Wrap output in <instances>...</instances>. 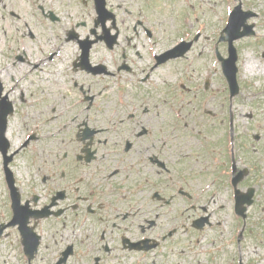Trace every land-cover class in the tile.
Listing matches in <instances>:
<instances>
[{
    "label": "flooded vegetation",
    "instance_id": "flooded-vegetation-1",
    "mask_svg": "<svg viewBox=\"0 0 264 264\" xmlns=\"http://www.w3.org/2000/svg\"><path fill=\"white\" fill-rule=\"evenodd\" d=\"M105 6L0 0L8 68L50 91L44 114L12 104L0 140V264H254L243 191L264 203V131L208 78L169 105L151 4Z\"/></svg>",
    "mask_w": 264,
    "mask_h": 264
},
{
    "label": "rangeland",
    "instance_id": "rangeland-1",
    "mask_svg": "<svg viewBox=\"0 0 264 264\" xmlns=\"http://www.w3.org/2000/svg\"><path fill=\"white\" fill-rule=\"evenodd\" d=\"M132 1L111 0V3L116 9L115 4L121 3V6H128L132 4ZM147 2L151 4L148 13L163 32L162 38L159 40L163 43V48L172 46L182 39H190L197 32L205 38L200 39L194 45L187 58L172 61L156 70L155 81L161 77L167 79L168 103H178L181 100L178 86L180 82L189 86V84L200 83L205 76H210L211 89L215 97L213 103H231L233 124L237 125V123L248 121L249 127H252L255 132L264 131V128L260 129L257 126L260 123L264 125V0H241L243 8H251L259 15L250 20L256 25L255 36L234 42L239 54L237 80L240 91L231 98L227 94V83L221 75L218 63L215 62L214 47L217 46L221 52L226 51V43L216 42L220 35L219 32L227 23V19L224 22L223 20L227 16L229 8L233 7L236 2L233 0H146V4ZM118 12L121 18L126 19L121 8L118 9ZM2 25L5 26L6 31L8 30L4 23L0 24V71L5 74V77L7 76V85H10L12 84L10 76L20 77L24 70L19 69L16 72L15 69L8 68L11 54L2 46V41L5 38L8 41H15L17 35L8 32V36L4 37L7 33L2 35ZM246 63L254 65L256 70L251 73L246 71ZM33 76L34 78L28 76L26 80H22L18 84L21 85L20 89L16 87L17 91L21 89L26 91L27 101L22 104L18 102L14 104L21 105L23 111L31 114H44L47 112V105L50 101L49 84L46 79L40 77L42 75L34 74ZM38 79L41 83L39 86ZM28 85L30 88H25ZM12 88L11 85L8 87L10 90ZM188 98L190 99V95L185 100ZM11 99H13V95ZM250 113L254 117L252 120L246 118ZM223 124L217 122L215 125L219 127V131H222L225 130L226 120ZM262 207H264V203L256 201L250 209L246 236L243 239V247L247 246L245 248L247 255L254 261V264H264V212ZM249 231L251 233L248 235Z\"/></svg>",
    "mask_w": 264,
    "mask_h": 264
},
{
    "label": "water",
    "instance_id": "water-1",
    "mask_svg": "<svg viewBox=\"0 0 264 264\" xmlns=\"http://www.w3.org/2000/svg\"><path fill=\"white\" fill-rule=\"evenodd\" d=\"M234 12L236 14L240 13L238 8L235 9ZM242 24H243V16H242V19L240 20V23L237 26L236 30H234L232 33H230V35L228 37V40L230 42V58L224 62V72H225V75L227 76L228 81L230 83L232 94H235L238 91V86H237L236 77H235L236 71H237V69L235 67L236 54H235V50L232 48L231 44H232L233 39L246 34L243 32L239 33V27ZM169 54H170V56H173V57L178 55V53H172V52Z\"/></svg>",
    "mask_w": 264,
    "mask_h": 264
},
{
    "label": "bare ground",
    "instance_id": "bare-ground-1",
    "mask_svg": "<svg viewBox=\"0 0 264 264\" xmlns=\"http://www.w3.org/2000/svg\"><path fill=\"white\" fill-rule=\"evenodd\" d=\"M256 70V67L254 65H251L250 63H246V71L248 72H254Z\"/></svg>",
    "mask_w": 264,
    "mask_h": 264
}]
</instances>
